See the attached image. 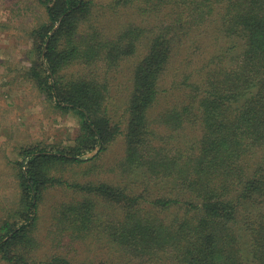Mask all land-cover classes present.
<instances>
[{"label": "trees", "instance_id": "trees-1", "mask_svg": "<svg viewBox=\"0 0 264 264\" xmlns=\"http://www.w3.org/2000/svg\"><path fill=\"white\" fill-rule=\"evenodd\" d=\"M39 1L30 77L79 128L21 149L0 262L264 264V0ZM109 71L127 73L121 115ZM40 205L49 238L109 247L44 249Z\"/></svg>", "mask_w": 264, "mask_h": 264}, {"label": "rangeland", "instance_id": "rangeland-1", "mask_svg": "<svg viewBox=\"0 0 264 264\" xmlns=\"http://www.w3.org/2000/svg\"><path fill=\"white\" fill-rule=\"evenodd\" d=\"M101 12L99 10L94 19L98 20L99 16L104 14ZM45 17V8L39 0H0V221L9 215L14 216L25 205L19 181L18 160L21 149L35 144L40 146L70 144L79 128L78 116L73 112L55 108L30 77L29 69L34 53H31L33 48L29 31ZM117 22L118 20L114 21L113 18L107 23L112 27L107 29L117 30L119 28ZM73 70L77 72L80 68L75 67ZM109 78L110 89L116 97L114 110H118V114L121 115L123 107L118 99L123 97L129 85L127 73L109 71ZM114 150V155H118L120 146L114 147ZM104 163L101 162L103 167L106 165ZM84 168L74 166L65 172L70 171L73 176L75 171L83 172ZM101 173L107 175V172ZM56 197V191L48 194L46 203L52 202ZM42 205L38 211L41 218L37 224V234L41 233L43 236L44 249L62 251L72 259L86 262L94 259L93 253L98 247L96 255H102L109 247L102 238L84 242L55 241L54 235L49 238V217Z\"/></svg>", "mask_w": 264, "mask_h": 264}]
</instances>
